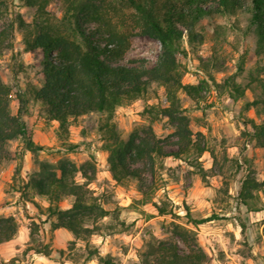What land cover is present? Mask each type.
<instances>
[{
  "label": "trees",
  "instance_id": "1",
  "mask_svg": "<svg viewBox=\"0 0 264 264\" xmlns=\"http://www.w3.org/2000/svg\"><path fill=\"white\" fill-rule=\"evenodd\" d=\"M52 1L62 2L68 31L56 26L49 17ZM34 8L36 17L28 23L19 14L18 24L24 31V50L42 54V78L31 89L35 101L45 110L46 119L58 123V137L67 143V150L76 145L67 142L72 122L97 113L98 131L108 151L107 163L112 178L123 185L129 180L138 182L139 191L146 200L153 190L159 160L172 156L179 160L192 157L198 162L207 150L202 134L194 138L190 116L182 106L180 93L192 101H203V92L209 80L198 83L183 81L185 68L179 55H186L185 42L194 48L203 43L199 25L205 18L215 15H234L241 9L250 13L251 23L258 35V46L264 53V0H20ZM7 9L6 0H0V14ZM94 24L89 30L85 25ZM134 35H145L158 40L161 52L153 64L146 60L123 63ZM13 23L0 30V53L11 47ZM209 79L215 78L203 64ZM264 73V67L262 68ZM152 83L164 88L166 104L151 105L147 109L154 118L165 117L173 125L171 138H160L151 123L134 129L129 137L121 138L114 116L117 108L142 99ZM260 97L246 105H261L264 114V77L260 78ZM233 98L245 95V89L232 79L225 80ZM14 88L0 75V166L9 157L8 144L21 139L23 148L32 153L37 164L19 187L20 199L31 203L37 210L31 216L29 237L31 244L25 251L50 256L53 248L41 231L49 223L51 231L64 228L75 239L86 241L93 235L123 232L127 226L119 220V208L114 212L118 222L106 224L103 219L111 214L89 187L95 179L96 166L92 160L80 164L67 157L56 162L42 160L39 151L45 149L33 138V132L24 119L28 100L16 92L19 106L14 113L11 102ZM249 136L256 145L264 148V117L259 122L250 119ZM170 147L171 150H167ZM202 176L205 171L201 168ZM18 173V171H17ZM149 176L152 177L149 182ZM83 179V181H80ZM264 198V179L247 175L239 190L240 201L249 209L258 210L251 202ZM38 198L44 199L46 204ZM70 200L69 206H62ZM159 214L171 213L166 204L156 205ZM264 209V200L262 204ZM188 221L194 227L212 218L195 219L185 208ZM122 226L120 229L118 226ZM18 232L14 215L0 217V244L10 241ZM264 235V230H263ZM179 239V240H178ZM184 246L181 249L180 243ZM142 264H209L210 256L200 244L197 232L179 222H172L171 237L149 243L141 254ZM97 259L96 264H116L112 256H102L96 249H89L85 261ZM12 261V259L10 260ZM10 261L6 262L8 264ZM12 263V262H11Z\"/></svg>",
  "mask_w": 264,
  "mask_h": 264
},
{
  "label": "rangeland",
  "instance_id": "2",
  "mask_svg": "<svg viewBox=\"0 0 264 264\" xmlns=\"http://www.w3.org/2000/svg\"><path fill=\"white\" fill-rule=\"evenodd\" d=\"M7 9L0 14V30L13 23L11 47L0 53V75L14 88L11 109L15 113L19 106L16 92L28 100L24 119L33 132V138L45 149L39 151L42 160L56 162L67 157L80 164L92 160L96 166L95 179L89 183L94 195L111 210L103 219L106 224L118 222L114 212L119 208V220L127 228L123 232L109 235H93L86 241L75 239L64 228L51 231L49 223H43L41 231L53 252L50 256L25 251L31 244L29 232L37 210L29 202L20 199V189L29 175L37 169L32 153L22 146V140L8 144L9 157L0 166V217L14 215L18 232L13 241L0 244V264H96L97 259L85 261L89 249H96L102 256H112L116 264H142L141 254L149 243L171 237L172 222H179L196 230L198 240L210 256L209 264H264V198L251 204L258 208L249 209L239 199V190L247 175L264 179V148L256 145L249 136L250 119L259 122L264 117L262 106H247L246 103L260 97V78L264 77V53L258 46V35L250 25L247 9L234 15H215L205 18L199 25L203 43L191 48L186 42V55H179L185 68L183 81L198 83L209 80L203 101L196 103L180 93L182 106L190 116L194 138L202 134L207 150L198 162L192 157L179 160L172 156L159 160L153 190L149 198L143 197L138 182L129 180L120 185L112 178L107 163L108 151L98 131L97 113H90L72 122L67 142L76 145L67 150V143L58 137V123L46 119L44 106L35 101L31 89L42 78V54L24 50V31L18 24L20 14L28 23L36 17L35 9L21 4L20 0H6ZM51 21L64 31L68 22L64 17L62 2L52 1L49 5ZM89 30L94 24L85 25ZM161 52L158 40L134 35L123 63L144 59L153 64ZM203 64L208 66L215 82L209 79ZM232 79L245 89V95L233 98L225 80ZM166 104L164 88L152 83L142 99L117 108L114 122L122 139L141 126L151 123L160 138L170 139L173 125L165 117L154 118L148 111L151 105ZM167 150H171L167 147ZM205 171L202 176L200 169ZM18 171V173H17ZM83 181V179H80ZM38 200L46 204L44 199ZM64 200L62 206H69ZM166 204L171 212L161 215L156 205ZM195 219L212 218L194 227L188 221L185 208ZM122 226H118L120 229ZM179 240V239H178ZM181 249L183 244L179 241ZM12 262V263H11Z\"/></svg>",
  "mask_w": 264,
  "mask_h": 264
},
{
  "label": "crops",
  "instance_id": "3",
  "mask_svg": "<svg viewBox=\"0 0 264 264\" xmlns=\"http://www.w3.org/2000/svg\"><path fill=\"white\" fill-rule=\"evenodd\" d=\"M14 240V238L13 239H11L10 241H13ZM10 241H7V242H10ZM33 253V252H32ZM35 254V256L36 257H40L42 254H37V253H34ZM40 255V256H39ZM43 256H45V255H43Z\"/></svg>",
  "mask_w": 264,
  "mask_h": 264
},
{
  "label": "built area",
  "instance_id": "4",
  "mask_svg": "<svg viewBox=\"0 0 264 264\" xmlns=\"http://www.w3.org/2000/svg\"><path fill=\"white\" fill-rule=\"evenodd\" d=\"M206 92V90L204 91V93Z\"/></svg>",
  "mask_w": 264,
  "mask_h": 264
}]
</instances>
